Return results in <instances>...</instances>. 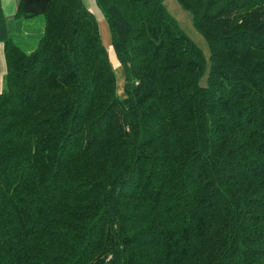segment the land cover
Here are the masks:
<instances>
[{
	"label": "trees",
	"instance_id": "obj_1",
	"mask_svg": "<svg viewBox=\"0 0 264 264\" xmlns=\"http://www.w3.org/2000/svg\"><path fill=\"white\" fill-rule=\"evenodd\" d=\"M0 0V264H264V0ZM209 67V68H208ZM206 74V85L199 80Z\"/></svg>",
	"mask_w": 264,
	"mask_h": 264
},
{
	"label": "rangeland",
	"instance_id": "obj_2",
	"mask_svg": "<svg viewBox=\"0 0 264 264\" xmlns=\"http://www.w3.org/2000/svg\"><path fill=\"white\" fill-rule=\"evenodd\" d=\"M165 9L167 10L169 16L181 26V29L186 33V35L202 50L206 60L207 65H210V49L207 41L201 35V33L196 29L193 23L192 15L190 12L184 10L177 0H162ZM101 12V10H100ZM102 14V13H101ZM99 24L101 43L105 46L109 53V58L114 66L115 75L117 78V90L120 96H123L124 90V72L123 68L117 62V58L112 49V37L108 22L105 18H101L96 14H93ZM17 18V17H16ZM24 26L20 30L12 29L10 30V37L14 42H16L24 51L31 49L34 43H38L43 35L44 31V17L38 16L32 19L17 18ZM27 20V21H25ZM32 43V44H31ZM3 44V43H2ZM4 45V44H3ZM209 68V67H208ZM4 77V76H3ZM3 77L0 78V86L3 88ZM202 85H206V74L199 80Z\"/></svg>",
	"mask_w": 264,
	"mask_h": 264
},
{
	"label": "crops",
	"instance_id": "obj_3",
	"mask_svg": "<svg viewBox=\"0 0 264 264\" xmlns=\"http://www.w3.org/2000/svg\"><path fill=\"white\" fill-rule=\"evenodd\" d=\"M83 1L86 7L90 10L92 14H96L99 17L104 18L95 0H83ZM18 3H19V0H1L2 12L7 21V27H8L9 32L12 29V26H14L13 28L16 29L17 31L20 30V28L24 26L20 21L16 20ZM36 45L37 43H34L31 49L28 50L27 52L32 51ZM5 73H6V64H5V57H4V45L0 43V78L5 76ZM1 91H2V87L0 86V92Z\"/></svg>",
	"mask_w": 264,
	"mask_h": 264
}]
</instances>
